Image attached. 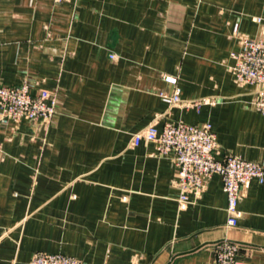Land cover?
I'll return each instance as SVG.
<instances>
[{
    "label": "crops",
    "instance_id": "0c3cea01",
    "mask_svg": "<svg viewBox=\"0 0 264 264\" xmlns=\"http://www.w3.org/2000/svg\"><path fill=\"white\" fill-rule=\"evenodd\" d=\"M236 30L264 40V0H0V85L27 81L57 99L49 123L0 124V264L38 251L217 264L223 239L239 244V264H264V182L228 226L221 176L181 209L172 156L132 144L151 123L209 122L219 159H264V85L235 82ZM176 87L182 102L207 103L168 104L161 94Z\"/></svg>",
    "mask_w": 264,
    "mask_h": 264
},
{
    "label": "built area",
    "instance_id": "2783aa9c",
    "mask_svg": "<svg viewBox=\"0 0 264 264\" xmlns=\"http://www.w3.org/2000/svg\"><path fill=\"white\" fill-rule=\"evenodd\" d=\"M239 41V50L234 54L235 64L231 70L237 84L264 85V40L252 38L238 30L234 32ZM116 57L115 54L111 55ZM166 81L177 84V78L166 76ZM181 89L176 87L172 95L161 94L170 105L200 108L207 101L182 102ZM256 110L264 114V88L254 101ZM57 99L49 89L41 88L33 94L27 81L20 85H0V124L20 122L49 123L56 114ZM151 142L162 156H172L177 168L176 186L179 189L178 204L181 209L192 203L191 196H199L207 180L214 175L221 176L227 195L228 226L238 225L242 212L239 202L244 191L253 180L264 182V159L247 160L238 155L217 157V134L211 123L202 125L184 121L166 122L159 130L151 123L144 130L133 135L132 144ZM0 143V155L3 154ZM217 264H239L236 256L239 244L229 239L216 243ZM29 264H83L79 258L63 253L38 251Z\"/></svg>",
    "mask_w": 264,
    "mask_h": 264
}]
</instances>
